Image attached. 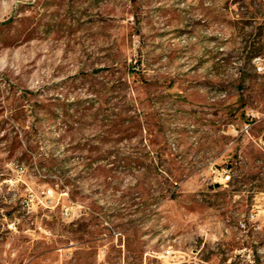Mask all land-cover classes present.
<instances>
[{
  "label": "rangeland",
  "instance_id": "rangeland-1",
  "mask_svg": "<svg viewBox=\"0 0 264 264\" xmlns=\"http://www.w3.org/2000/svg\"><path fill=\"white\" fill-rule=\"evenodd\" d=\"M257 57L264 0H0V264H264Z\"/></svg>",
  "mask_w": 264,
  "mask_h": 264
},
{
  "label": "built area",
  "instance_id": "built-area-1",
  "mask_svg": "<svg viewBox=\"0 0 264 264\" xmlns=\"http://www.w3.org/2000/svg\"><path fill=\"white\" fill-rule=\"evenodd\" d=\"M254 63L256 64V69L260 74H264V61L262 58H255ZM260 118L254 114L247 115V121L242 126L240 133L243 136H249L252 138V130L254 126L258 123ZM255 145L263 152L264 154V136L259 138H253ZM210 171L214 175L212 182L214 184H227L232 180L231 169L225 167H218L216 164H211ZM167 255H170L171 251L168 250Z\"/></svg>",
  "mask_w": 264,
  "mask_h": 264
},
{
  "label": "crops",
  "instance_id": "crops-1",
  "mask_svg": "<svg viewBox=\"0 0 264 264\" xmlns=\"http://www.w3.org/2000/svg\"><path fill=\"white\" fill-rule=\"evenodd\" d=\"M259 121H260V120H259ZM259 121H258V122H259ZM228 131H229V130H228ZM254 131H255V129L253 128L252 133H251L252 138L250 137V138L252 139V141H253V138H259V137H263V136H264V132H263L260 136H255V135L253 134ZM253 143H254V141H253ZM254 144H255V143H254Z\"/></svg>",
  "mask_w": 264,
  "mask_h": 264
},
{
  "label": "trees",
  "instance_id": "trees-1",
  "mask_svg": "<svg viewBox=\"0 0 264 264\" xmlns=\"http://www.w3.org/2000/svg\"><path fill=\"white\" fill-rule=\"evenodd\" d=\"M21 160H24V158H23V159H21Z\"/></svg>",
  "mask_w": 264,
  "mask_h": 264
}]
</instances>
